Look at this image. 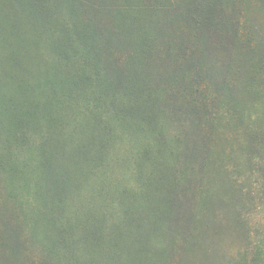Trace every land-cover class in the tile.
Wrapping results in <instances>:
<instances>
[{"label": "trees", "instance_id": "16d2710c", "mask_svg": "<svg viewBox=\"0 0 264 264\" xmlns=\"http://www.w3.org/2000/svg\"><path fill=\"white\" fill-rule=\"evenodd\" d=\"M85 9L81 0H0V209L13 222L19 212L17 247L29 264H123L135 236L140 264H170L168 226L189 172L146 75L152 14L111 15L136 35L122 80H111ZM255 250L241 264H264Z\"/></svg>", "mask_w": 264, "mask_h": 264}, {"label": "rangeland", "instance_id": "374dc122", "mask_svg": "<svg viewBox=\"0 0 264 264\" xmlns=\"http://www.w3.org/2000/svg\"><path fill=\"white\" fill-rule=\"evenodd\" d=\"M81 1L83 18L103 36L111 80L119 74L122 80L136 37L117 30L111 15L117 8L152 14V26L144 28L152 33L146 75L163 93L169 134L180 139L189 172L168 226L170 264H241L255 247L264 252V0ZM0 186L6 200L1 177ZM6 214L0 209L11 225L0 227V264H29L17 247L16 223L26 230L25 224L18 211L20 222ZM131 244L123 264H140L137 236Z\"/></svg>", "mask_w": 264, "mask_h": 264}]
</instances>
